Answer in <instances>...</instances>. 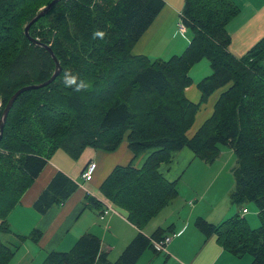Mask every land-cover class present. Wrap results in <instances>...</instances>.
I'll return each mask as SVG.
<instances>
[{"label":"trees","instance_id":"trees-1","mask_svg":"<svg viewBox=\"0 0 264 264\" xmlns=\"http://www.w3.org/2000/svg\"><path fill=\"white\" fill-rule=\"evenodd\" d=\"M51 1L0 0L1 111L18 89L41 84L54 71L48 53L24 35L26 24ZM164 6L163 0H61L30 27L29 35L36 39L35 26L48 23L49 33L38 39L52 49L61 73L48 86L22 93L7 116L0 140V234L11 232L9 213L57 151L76 160L86 148L116 151L123 140L133 159L155 150L140 169L116 166L99 188L142 230L177 197L174 183L158 172L172 152L186 148L213 163L226 147L236 158L229 201L236 206L253 203L259 227L250 229L239 215L217 226L197 218L194 226L215 235L232 255L248 254L251 264H264V37L236 59L227 51L226 33L239 11L235 2L184 0L179 18L192 38L183 54L152 62L133 56L132 48ZM96 32H103V38ZM202 59L212 72L197 83L201 99L192 104L184 91L191 85L189 70ZM73 78L75 83H69ZM221 88L226 91L212 116L188 138L199 106ZM77 188L56 173L34 210L44 214ZM31 235L36 243L40 233ZM164 236L159 229L150 238L138 233L110 262L100 239L85 233L69 251L50 252L41 264H136L145 250H153L149 239ZM17 248L0 241V264H10Z\"/></svg>","mask_w":264,"mask_h":264},{"label":"crops","instance_id":"crops-1","mask_svg":"<svg viewBox=\"0 0 264 264\" xmlns=\"http://www.w3.org/2000/svg\"><path fill=\"white\" fill-rule=\"evenodd\" d=\"M163 1L165 6L132 48L133 56H145L151 62L167 61L183 54L189 45L191 33L186 30L181 35L177 27L184 0L178 6L175 0ZM233 1L239 11L226 26L230 39L227 51L240 59L264 37V0ZM200 63L189 70L191 85L184 91L185 98L192 104H198L201 99L197 83L203 76L200 77V70L196 68ZM202 69L204 71V64ZM224 91L226 88L218 89L199 106L193 125L186 133L188 138H192L212 116L214 105ZM154 151L145 150L133 159L126 140H123L116 151L86 148L76 160L63 151L54 153L9 213L7 222L11 232L0 234L1 242L18 246L10 264H41L50 252L69 251L85 233L98 237L102 251L107 253L110 262H114L138 233L150 238L156 229L162 230L163 236L175 234L166 245V253L147 249L136 264H251L250 255H232L219 245L215 235H204L194 226L197 218L217 226L239 215L250 229L259 227L258 209L254 204L256 210L251 205L246 207L252 203L236 206L229 201L236 166L231 149L221 150L213 163L203 162L186 148L172 152L170 161L161 163L158 172L167 182L174 183L177 197L142 230L127 220L124 210L102 197L99 188L116 166L130 164L140 169ZM89 162L95 163L96 169L91 181L84 186L86 191L77 188L65 202L50 207L44 214L34 210V202L56 173L61 172L78 184L77 179ZM101 201L111 203L112 209L102 221L98 218L103 210ZM243 209L247 210L246 214H242ZM34 231L40 233L36 243L29 239ZM17 235L26 239L20 241Z\"/></svg>","mask_w":264,"mask_h":264},{"label":"water","instance_id":"water-1","mask_svg":"<svg viewBox=\"0 0 264 264\" xmlns=\"http://www.w3.org/2000/svg\"><path fill=\"white\" fill-rule=\"evenodd\" d=\"M61 0H52L51 2H49V4L42 8L25 26L24 28V35L25 37L29 40V42L35 46H38L40 48H43L49 55V57L51 58V60L54 63V71L52 72L51 76L49 77L48 80H46L45 82L41 83V84H33V85H29V86H24L20 89H18L7 101L5 107L3 108V110L1 111V115H0V140L2 138L3 135V129L7 120V116L10 112V109L12 108L15 100L24 92L26 91H30V90H37L40 88H43L45 86H48L49 84H51L61 73V65L58 61V59L56 58V56L54 55L52 49L48 46L43 44L42 42L39 41L38 38H31L29 35V29L32 25H34L40 18L44 17L51 9L52 7L60 2Z\"/></svg>","mask_w":264,"mask_h":264},{"label":"built area","instance_id":"built-area-1","mask_svg":"<svg viewBox=\"0 0 264 264\" xmlns=\"http://www.w3.org/2000/svg\"><path fill=\"white\" fill-rule=\"evenodd\" d=\"M177 27H178L179 33L181 35L186 33V27H185V24L183 23V20L181 18L178 19ZM0 108H1V104H0ZM95 169H96V164L93 162H89L87 164V166L85 167V169L80 174V179L85 183L91 181L93 174L95 172ZM77 185H78V188L86 191L83 184L78 183ZM100 203L102 204L103 210L99 214L98 218H99V220L102 221L105 219V216L108 213L112 212V209L110 207L111 203L109 204L106 201H101ZM246 213H247V210L243 209L242 214H246ZM105 228H107V226H105ZM174 236H175V234H167L159 240L149 239V242H150V244H151V246L155 252H159V253L165 252L166 253V245L170 242L171 238Z\"/></svg>","mask_w":264,"mask_h":264},{"label":"rangeland","instance_id":"rangeland-1","mask_svg":"<svg viewBox=\"0 0 264 264\" xmlns=\"http://www.w3.org/2000/svg\"><path fill=\"white\" fill-rule=\"evenodd\" d=\"M96 1H98V0H95V2ZM175 2H176V6H178L181 2H183V0H175ZM42 9V8H41ZM41 9H39V11L41 10ZM19 11H21V12H23L24 11V7H22V8H19ZM23 27H24V25H23ZM47 27H48V23L45 21L44 22V20L43 21H41L40 23H38L36 26H35V28H34V31H35V34H36V37L37 38H39L41 35H43V34H48L49 32H48V29H47ZM178 32H179V30H178ZM189 33V32H188ZM187 33V36H189V34ZM199 62H202V63H200V65H197L198 67H196V68H199V70H200V77L201 76H203V78H204V76L205 75H207V76H209L210 74H211V68H210V66H209V63H208V61L206 60V59H202L201 61H199ZM198 62V63H199ZM203 64H204V71H203V69H202V66H203ZM196 65V64H195ZM205 68H206V72H205ZM207 71H208V74H206L207 73ZM202 72V73H201ZM204 73V74H203ZM207 76H205V77H207ZM0 104H1V108H0V111H1V109H2V106H3V98L1 97V95H0ZM226 147H221V150H223V149H225ZM95 173V172H94ZM94 175V174H93ZM93 178V177H92ZM77 182H79L80 184H83L84 186H85V182H83L81 179H80V177L77 179ZM253 206L254 208H255V206L253 205V203L252 204H247L246 205V207H249V206ZM255 210H256V208H255ZM162 257V256H161ZM117 260V259H116ZM115 260V261H116ZM114 261V262H115Z\"/></svg>","mask_w":264,"mask_h":264},{"label":"clouds","instance_id":"clouds-1","mask_svg":"<svg viewBox=\"0 0 264 264\" xmlns=\"http://www.w3.org/2000/svg\"><path fill=\"white\" fill-rule=\"evenodd\" d=\"M94 36H100L101 38H103L104 33L103 32H96L94 34ZM69 83H75V78H73L71 81H69ZM77 90H79V89H77Z\"/></svg>","mask_w":264,"mask_h":264}]
</instances>
